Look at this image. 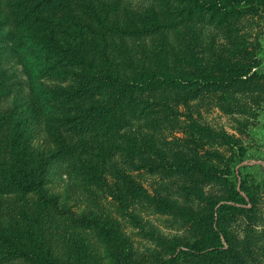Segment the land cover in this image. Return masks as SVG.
I'll return each mask as SVG.
<instances>
[{
    "label": "rangeland",
    "instance_id": "1",
    "mask_svg": "<svg viewBox=\"0 0 264 264\" xmlns=\"http://www.w3.org/2000/svg\"><path fill=\"white\" fill-rule=\"evenodd\" d=\"M223 2L227 14L197 12L189 0H0V39L9 38L0 41V114L16 115L0 131V166L10 164L19 119L27 120L19 124L25 141L48 162L43 200L13 191L0 168V264H36L12 242L40 264H203L211 249L210 264H264V0L238 13L235 0ZM95 13L105 22H92ZM155 17L156 31L115 30ZM71 46L95 61L107 54L105 67L133 76L166 63L190 79L200 63L220 85L143 89L122 101L123 117L95 125L76 119L73 103L51 108L48 92L44 101L38 94L43 105H31L35 91L51 89L62 102L72 88L75 68L59 52ZM47 59L63 62L68 75L37 79ZM241 64L251 67L246 76L225 81ZM124 174L141 195L130 194Z\"/></svg>",
    "mask_w": 264,
    "mask_h": 264
},
{
    "label": "trees",
    "instance_id": "2",
    "mask_svg": "<svg viewBox=\"0 0 264 264\" xmlns=\"http://www.w3.org/2000/svg\"><path fill=\"white\" fill-rule=\"evenodd\" d=\"M24 1V0H23ZM36 5L38 4H52L57 0H32ZM81 1V0H76ZM191 7L193 10L197 12L200 11H222V13L227 14L228 4L224 3L223 0H189ZM234 5L237 13L242 10V8L248 7L251 3V0H235ZM234 8V7H233ZM95 12V10H92ZM85 17L84 12L74 13V18L76 22H81L82 18ZM92 22H105L103 20L97 19L99 17L98 14H93ZM1 22V26H8V20ZM152 22L150 26H146L143 28H138L135 25L130 27L125 26H117L115 28L116 31L126 32V33H139L140 31H156L162 26L159 19L155 17V19L148 21ZM94 29V28H93ZM95 31V30H94ZM93 32V31H92ZM1 43H9V38L0 39ZM50 43H47L49 46ZM67 52V59H69V63L74 66L75 70L71 71L69 77H73L72 88L62 99V102L56 101L59 96L56 92H51V89L43 88L42 92H34L36 96H34V101L32 100L31 105L39 106L43 104H39L41 102L38 100V94L41 96V101H44L45 93L48 92L49 96L47 97L49 102L46 104L50 105L51 108L60 111V105L68 102L73 103L75 106L72 108L74 111V117L76 119L82 120H91L94 125L98 124L102 118H109L108 120H112L118 117H123L125 113L122 105V101L125 100L128 94H133L134 92L148 89L156 86H166V85H178L184 83H198L204 86H219V79L215 78L212 75H206L203 71V67L200 63L198 64V69L200 70L201 75H194L190 79H186L180 75L172 73L168 68L167 64H163V68L156 70H149L145 73L140 72L135 76L133 74H126L123 72H119L117 70H111L105 66L108 65V56L107 54H101L97 61L86 58V54L82 52L81 49H77V47L71 46V48H63L60 49L59 52ZM65 57H63L65 59ZM49 60L47 59V63L43 64V66L38 68L36 78L37 79H57L58 77H62L63 75H68L66 70L60 68L63 62L56 61V66H52ZM236 65V64H235ZM242 65V64H241ZM234 66V65H233ZM55 67V69H54ZM249 65H242L238 69L233 68L234 70L230 72V79H226L225 81L230 84L235 83L243 79L248 71L251 69ZM246 72H244V70ZM206 75V76H205ZM3 85V80L0 78V87ZM39 91V90H37ZM52 102V103H51ZM30 106V105H29ZM28 106V107H29ZM83 109L82 111H80ZM135 112H133L134 114ZM128 116V114L126 115ZM12 117H16L13 114V111L9 110L6 113L0 114V131L1 128L7 124V121L14 120ZM27 120H22L19 123L12 122L13 131L8 138V152H9V165L0 166V168L4 167V172L7 175L8 185L12 187L13 191H23L26 193L35 192L39 197H43L45 195L44 192V178L43 174L45 172L46 165L48 164L47 159L43 158V155L39 152L37 148H34L30 145L29 142L25 141V137L23 136L22 126L19 128V124H24ZM113 126L109 127L111 129ZM82 130V127L78 129ZM204 132H207L212 138H219L224 141L226 144H235L236 142L233 138L225 132H216L210 128L203 129ZM81 133V132H79ZM53 156V155H52ZM51 158V157H50ZM184 162L181 166V170L183 169ZM123 179L130 185L129 192L133 196L141 195V191L139 190L136 182L129 174H124ZM264 181V179H261ZM234 201L236 203H243L244 198L235 193ZM230 207V206H228ZM99 221L106 227L108 222L106 218H98ZM4 231L0 230V237L4 235ZM13 249H16L17 252L22 250V255L28 257L36 264H40L39 260L36 256H34L29 250H24V248L18 246L16 242H12ZM16 247V248H15ZM213 249L207 252L208 256L205 257L203 264H210L211 254ZM217 256V255H216ZM216 264H222V259L217 258Z\"/></svg>",
    "mask_w": 264,
    "mask_h": 264
}]
</instances>
